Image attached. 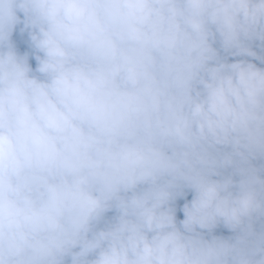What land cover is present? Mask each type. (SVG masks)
Returning <instances> with one entry per match:
<instances>
[{"label": "clouds", "instance_id": "9594fccd", "mask_svg": "<svg viewBox=\"0 0 264 264\" xmlns=\"http://www.w3.org/2000/svg\"><path fill=\"white\" fill-rule=\"evenodd\" d=\"M0 264H264V0H0Z\"/></svg>", "mask_w": 264, "mask_h": 264}]
</instances>
